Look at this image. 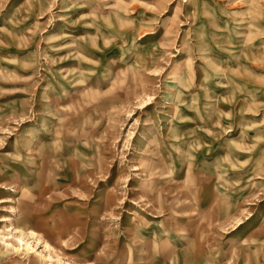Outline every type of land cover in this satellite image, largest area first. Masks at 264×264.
<instances>
[{
	"label": "rangeland",
	"instance_id": "374dc122",
	"mask_svg": "<svg viewBox=\"0 0 264 264\" xmlns=\"http://www.w3.org/2000/svg\"><path fill=\"white\" fill-rule=\"evenodd\" d=\"M0 264H264V0H0Z\"/></svg>",
	"mask_w": 264,
	"mask_h": 264
},
{
	"label": "bare ground",
	"instance_id": "6f19581e",
	"mask_svg": "<svg viewBox=\"0 0 264 264\" xmlns=\"http://www.w3.org/2000/svg\"><path fill=\"white\" fill-rule=\"evenodd\" d=\"M7 220V218H1V221H6Z\"/></svg>",
	"mask_w": 264,
	"mask_h": 264
}]
</instances>
